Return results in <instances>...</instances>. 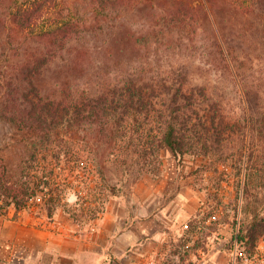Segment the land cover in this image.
<instances>
[{"label":"trees","instance_id":"trees-1","mask_svg":"<svg viewBox=\"0 0 264 264\" xmlns=\"http://www.w3.org/2000/svg\"><path fill=\"white\" fill-rule=\"evenodd\" d=\"M135 14L145 17L138 29L128 23ZM108 26L116 29L111 44L120 51L131 47L146 50L149 34L170 43L195 39L193 44L205 48L210 62L217 63L235 85L243 78V63L264 57V0H0V121L14 130L18 140L33 146L31 160H37L39 146L62 132L81 141L89 135L115 145L131 121L140 114L151 116L157 104L168 112L155 135V148L148 152L156 156L161 149L182 156L193 148L194 141L186 137L187 128L202 129L219 144L240 128L205 86L188 85L182 74L155 79L132 71L109 87L74 89L70 77L86 72L82 56L88 48L77 47L66 72L58 75L59 79L46 80L45 69L72 39ZM242 85V114L244 119L261 121V134L264 89L257 84ZM172 112L182 120L176 121ZM145 144L136 143L141 147L131 154L141 148L145 153ZM204 146L207 150L206 140ZM1 160L0 199L17 210L31 207L30 199L43 192L49 179ZM54 192L45 193L50 194L48 204L54 200ZM45 209L51 216L52 207ZM263 235L264 216L254 214L242 223L237 239L247 249L255 247Z\"/></svg>","mask_w":264,"mask_h":264},{"label":"rangeland","instance_id":"rangeland-1","mask_svg":"<svg viewBox=\"0 0 264 264\" xmlns=\"http://www.w3.org/2000/svg\"><path fill=\"white\" fill-rule=\"evenodd\" d=\"M144 21L145 17L135 14L128 23L138 29ZM111 26L72 39L45 69L46 80L59 79L58 75L66 72L77 47L88 48L82 56L86 72L70 77L74 89L96 91L109 87L132 71H142L144 77L152 75L155 79L182 74L188 85L205 86L240 128L222 144L213 142L214 135L202 129L187 128L186 137L194 141L193 148L182 156L161 149L156 156L148 152L155 148V135L168 112L157 104L151 116L140 114L137 120H130L115 145L108 146L89 135L81 141L62 132L39 146L38 158L33 161V146L18 140L14 130L0 121V162L3 159L15 169L25 167V171L49 179L43 192L30 199L32 204L27 209L42 210L48 215L45 207L50 205L52 215L48 216L58 226L82 228L93 223L107 207L119 201L127 203L132 192L165 185L169 188L168 199L172 202L176 197V208L186 206L193 214L186 227L177 230L176 239L164 242L160 251L164 264H200L202 257L204 264H264V235L255 247L247 249L237 239L242 223L250 221L254 214L264 216V131L260 134V120L244 119L240 97L242 82L262 85L264 89V57L258 56L252 64L243 63V80L240 78L235 85L217 63L210 62L205 48L193 44L195 39L170 43L149 34L146 50L131 47L120 51L111 44L116 32L109 29ZM200 103L204 107V102ZM172 116L182 120L176 112ZM140 141L148 150L143 153L141 148L131 154ZM50 189L55 190L54 200L48 204L50 194L45 193ZM153 201L155 208L163 199L154 197Z\"/></svg>","mask_w":264,"mask_h":264},{"label":"crops","instance_id":"crops-1","mask_svg":"<svg viewBox=\"0 0 264 264\" xmlns=\"http://www.w3.org/2000/svg\"><path fill=\"white\" fill-rule=\"evenodd\" d=\"M168 189L136 190L82 228L58 226L42 210H17L0 199V264H164V242L176 239L193 214L177 209ZM154 197H162L159 207Z\"/></svg>","mask_w":264,"mask_h":264},{"label":"built area","instance_id":"built-area-1","mask_svg":"<svg viewBox=\"0 0 264 264\" xmlns=\"http://www.w3.org/2000/svg\"><path fill=\"white\" fill-rule=\"evenodd\" d=\"M248 260H252V258L251 257H246Z\"/></svg>","mask_w":264,"mask_h":264}]
</instances>
